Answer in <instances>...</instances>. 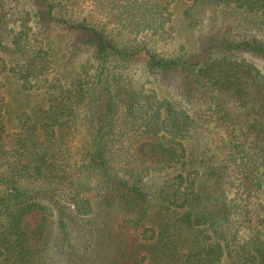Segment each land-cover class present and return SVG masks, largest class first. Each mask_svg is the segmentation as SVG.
<instances>
[{"label":"trees","instance_id":"trees-1","mask_svg":"<svg viewBox=\"0 0 264 264\" xmlns=\"http://www.w3.org/2000/svg\"><path fill=\"white\" fill-rule=\"evenodd\" d=\"M85 1L0 0V264H41L50 219L91 214V194L142 236L112 264H264V71L242 55L264 58V42L228 32L159 58L137 38H170L177 0H88L98 20L76 11ZM186 1L192 25L246 12L264 26V0ZM82 49L90 57L68 71ZM142 52L187 75L205 113L107 72L109 58ZM5 79L41 104L15 111ZM163 176L150 204L144 185Z\"/></svg>","mask_w":264,"mask_h":264},{"label":"rangeland","instance_id":"rangeland-1","mask_svg":"<svg viewBox=\"0 0 264 264\" xmlns=\"http://www.w3.org/2000/svg\"><path fill=\"white\" fill-rule=\"evenodd\" d=\"M187 5L186 0H177L173 4V32L170 38L163 39L145 33L137 38L141 46L157 54L159 58L169 59L195 54L197 46H200L202 41L208 42V38L212 36L215 38L227 36L228 32L232 38L255 36L257 40L264 42V26L246 12L236 14L234 12L225 22L218 24L206 22L192 25L185 14ZM93 8L91 2L87 0L81 7L77 6L76 11L83 12L94 20L100 19L97 13L93 12ZM116 38L119 42H128V38L123 35H117ZM90 55L89 50L82 49L75 55L68 71L79 69ZM242 55L247 56L264 71L263 57L248 52ZM92 61L91 64L96 66L95 60ZM106 66L110 76H119L123 73L132 86L154 90L161 98L170 99L193 115L201 116L205 113V95L197 89L189 93L187 75L179 71L150 68L143 52L131 60L109 58ZM5 81L10 105L15 111H19L22 106L32 108L41 104V92H22L16 82L9 79ZM201 107H204V111L200 109ZM230 112L234 119H237L234 110L231 109ZM164 177H153L144 185L150 204H158V190ZM90 200L93 212L87 216L77 215L73 209L67 208L63 217L58 215L50 219L42 242L41 264H112L113 259L119 257L121 253L118 250L120 247L133 253L137 245L143 242L139 232L130 228L131 223L125 221L132 215L126 213L118 203L110 205L109 201L95 194H91ZM158 208L152 206L151 213ZM61 219L67 223L64 222L66 228L63 227ZM148 220V223L155 222L154 218L153 221L152 218ZM150 243L148 240L147 244Z\"/></svg>","mask_w":264,"mask_h":264}]
</instances>
